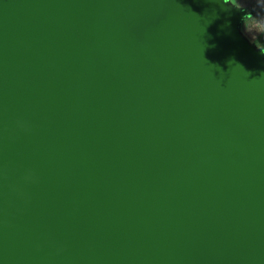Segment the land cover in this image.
Returning a JSON list of instances; mask_svg holds the SVG:
<instances>
[{
  "label": "water",
  "instance_id": "1",
  "mask_svg": "<svg viewBox=\"0 0 264 264\" xmlns=\"http://www.w3.org/2000/svg\"><path fill=\"white\" fill-rule=\"evenodd\" d=\"M242 16L0 0V264H264V50Z\"/></svg>",
  "mask_w": 264,
  "mask_h": 264
},
{
  "label": "rangeland",
  "instance_id": "2",
  "mask_svg": "<svg viewBox=\"0 0 264 264\" xmlns=\"http://www.w3.org/2000/svg\"><path fill=\"white\" fill-rule=\"evenodd\" d=\"M233 5L246 10L251 18L245 27H241L242 33L257 48L264 50V31L261 30L264 26V0H237Z\"/></svg>",
  "mask_w": 264,
  "mask_h": 264
},
{
  "label": "trees",
  "instance_id": "3",
  "mask_svg": "<svg viewBox=\"0 0 264 264\" xmlns=\"http://www.w3.org/2000/svg\"><path fill=\"white\" fill-rule=\"evenodd\" d=\"M250 18V16H247L245 19H244V21H243V27H245V25H246V23H247V21H248V19ZM241 27H242V25H241ZM242 27V28H243Z\"/></svg>",
  "mask_w": 264,
  "mask_h": 264
},
{
  "label": "snow or ice",
  "instance_id": "4",
  "mask_svg": "<svg viewBox=\"0 0 264 264\" xmlns=\"http://www.w3.org/2000/svg\"><path fill=\"white\" fill-rule=\"evenodd\" d=\"M231 2H232L233 4H236V3H237V0H231ZM249 19H251V18H249ZM261 30L264 31V26H262Z\"/></svg>",
  "mask_w": 264,
  "mask_h": 264
},
{
  "label": "clouds",
  "instance_id": "5",
  "mask_svg": "<svg viewBox=\"0 0 264 264\" xmlns=\"http://www.w3.org/2000/svg\"><path fill=\"white\" fill-rule=\"evenodd\" d=\"M217 4H219V3H217ZM222 5V4H221ZM225 5H223V7H224ZM233 8V7H232ZM235 9V8H234ZM229 11L231 10V9H228ZM244 16V15H243ZM243 16H242V19H241V25H242V27H243Z\"/></svg>",
  "mask_w": 264,
  "mask_h": 264
}]
</instances>
